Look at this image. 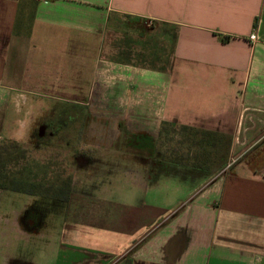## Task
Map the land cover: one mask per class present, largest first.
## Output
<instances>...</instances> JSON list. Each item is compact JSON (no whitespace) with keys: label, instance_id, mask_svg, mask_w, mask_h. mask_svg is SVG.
<instances>
[{"label":"crops","instance_id":"obj_1","mask_svg":"<svg viewBox=\"0 0 264 264\" xmlns=\"http://www.w3.org/2000/svg\"><path fill=\"white\" fill-rule=\"evenodd\" d=\"M119 16L138 21L139 52L164 67L101 57ZM34 74L110 106L84 122L80 143L99 158L53 232L0 190V264L33 239L49 264H264V0H0V129L16 125L6 102ZM166 123L228 142V162L147 165L143 140Z\"/></svg>","mask_w":264,"mask_h":264},{"label":"rangeland","instance_id":"obj_2","mask_svg":"<svg viewBox=\"0 0 264 264\" xmlns=\"http://www.w3.org/2000/svg\"><path fill=\"white\" fill-rule=\"evenodd\" d=\"M140 35L141 27L135 18L113 17L103 34L101 57L108 60L126 61L135 65L164 67L166 64L164 62H166V60H160L139 52L138 42ZM165 68H167V66ZM37 76L39 75L34 74L31 79H26L27 77H24L16 101L11 104H9L10 102H6L8 111L10 110L9 105H11L17 123L8 129H0V142L10 138L12 142L15 143L16 141L14 140L16 139L17 142L15 144L21 149H25L24 159L21 160L24 161L20 166L24 164L33 166L35 160L44 162L51 158V163L54 164L51 165V171L59 167V170L63 171V173H61L62 178L70 174L71 178H73L71 184H78L80 183V178L83 177L81 174L82 171L85 172L89 167L86 166L89 161L85 162L86 164L83 163L85 167H81V169L75 167L73 165V154L75 151L88 153L92 159L99 158V155H97L98 151H96L95 147H92L88 141H85L88 145L84 141H81V144L78 143L80 137H84V134H82V127L85 126V120L90 121L96 119V116H94L96 113L104 114V109L107 108H105V106H110V102L104 97H96L90 101L88 98L74 101V98L64 96L65 84L63 81L57 80L56 75H42L39 76V79ZM84 103H88V106L84 105ZM63 104H66L64 106H69V104H71L77 107L74 109L76 111L74 112L75 114L66 112L64 117L60 119L73 120V117L76 116L77 126L80 129L72 130V132L76 134L69 135V133L66 134L64 132L58 134L59 138L56 136L55 138L57 139L47 144V142L38 138V125L42 124L43 119L47 118L50 114H53L51 115L52 119H56L58 106L60 107ZM85 107L90 111L89 114L87 113V109L86 113L84 112L85 110L83 109ZM13 109H15L16 112H14ZM58 115L61 114L59 113ZM160 131L161 134L159 133L156 139L144 138L143 140L146 159H149V161L146 162L147 165L151 163L150 160H152V162L155 160L154 163L156 161H161L162 163H169L182 167L195 165L213 169L222 168L224 165L223 163L228 159L230 145L222 139L217 149V146H214L217 140L211 139L208 135L200 132L183 130L180 127L171 126H163ZM121 145L122 144H120V148ZM132 145L129 144V147L133 152L134 149ZM141 153L142 152H140V154ZM101 155L103 156L101 160L105 161V164L111 162L110 159H112V155L111 153L106 154V148ZM108 157L109 160L107 159ZM169 160H179L181 164H176ZM115 163H117V160ZM105 166L107 165H104V167ZM93 168L97 167L93 165ZM75 177L77 179H75ZM9 197L12 198L9 207L14 208L20 213L29 214L33 212V214L37 215L39 218V228L45 233L53 232V227L55 226L54 229H56V225L60 224L64 216L65 210L64 203L62 202L11 192L3 193L1 201L5 203L9 202ZM150 198L151 195L147 196V200ZM45 241L46 240L33 239L34 244L31 243L28 245H26L25 242L19 241L11 250L12 259L16 260L17 264H49V260L46 262V252L44 248H42Z\"/></svg>","mask_w":264,"mask_h":264},{"label":"trees","instance_id":"obj_3","mask_svg":"<svg viewBox=\"0 0 264 264\" xmlns=\"http://www.w3.org/2000/svg\"><path fill=\"white\" fill-rule=\"evenodd\" d=\"M163 126L175 127L167 123ZM180 128L192 131L186 127ZM24 152L25 149H21L16 144L0 145V190L67 202L71 192L70 176L63 178L60 174L48 176L38 160H35L33 166L28 164L20 166L24 161H21L24 159ZM169 161L181 164L179 160ZM191 166L195 167V165Z\"/></svg>","mask_w":264,"mask_h":264},{"label":"flooded vegetation","instance_id":"obj_4","mask_svg":"<svg viewBox=\"0 0 264 264\" xmlns=\"http://www.w3.org/2000/svg\"><path fill=\"white\" fill-rule=\"evenodd\" d=\"M64 105H66V104H63L60 107L58 106L57 111H58V114L60 113L61 115L57 114L56 119H52L51 115H53V114H50L49 116H47V118L43 119L42 124L38 125L39 131H38V133L36 132L38 135V138H40L41 140H44L45 142H47V144L50 143L52 140L57 139L55 137L58 136V134H61L63 132L66 134L69 133V135L76 134V133H73L72 130H76V129L79 130L80 129L77 126V117L76 116L73 117V120H66V119L61 120L62 117H64V115L66 114V112H69L71 114L72 113L75 114L74 112H76V111L74 109L77 107V106H75V105L73 106L71 104H69V106H64ZM53 112H54V108H53ZM77 113H78V111H77ZM70 118H72V117H70ZM58 138H59V136H58ZM80 139H81V137H80ZM80 139L78 141L79 144H81ZM14 141L17 142L16 139ZM2 143L15 144L12 142V139H10V138H7L6 140H3V142H0V145H2ZM73 155H74L73 156V160H74L73 165L75 167H78L79 169H81V167H85V164H86V163L82 164V162L79 161V159L81 157H84L86 162H88V161L90 162V160H92V157L90 156V154L88 155V153L75 151V153ZM41 164H42V166H44V169L47 172L48 176H53L56 174L61 175V173H63V171L59 170V167H58V169L56 168L52 171L50 170V168L52 167L51 165H54L51 163V158L48 160H45L44 162H41ZM49 174H51V175H49ZM68 176H70V174H68ZM70 178H71V176H70ZM75 179H77V178L75 177ZM71 182H73V178H71ZM70 188H71V185H70ZM13 193H15V192H13ZM24 195H26V194H24ZM27 196H29V195H27ZM31 197H33V196H31ZM58 202H61V201H58ZM62 203H66V202H62Z\"/></svg>","mask_w":264,"mask_h":264},{"label":"built area","instance_id":"obj_5","mask_svg":"<svg viewBox=\"0 0 264 264\" xmlns=\"http://www.w3.org/2000/svg\"><path fill=\"white\" fill-rule=\"evenodd\" d=\"M249 40L250 41H254L255 40V36L254 35L249 36Z\"/></svg>","mask_w":264,"mask_h":264}]
</instances>
